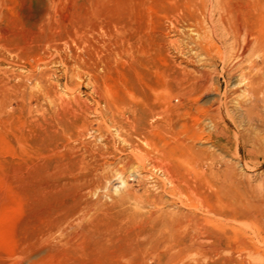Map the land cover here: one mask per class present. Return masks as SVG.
<instances>
[{
    "label": "rangeland",
    "instance_id": "1",
    "mask_svg": "<svg viewBox=\"0 0 264 264\" xmlns=\"http://www.w3.org/2000/svg\"><path fill=\"white\" fill-rule=\"evenodd\" d=\"M197 4L0 0V264H264V158L244 139L242 111L227 102L230 142L194 140L190 158L181 156L186 128L163 107L189 109L167 96L178 72L162 39ZM220 67L211 77L222 92L231 80ZM217 99L205 89L198 104ZM149 109L163 114L152 131ZM194 114L186 119L203 120ZM153 161L156 184L136 168ZM168 176L181 201L146 199ZM248 201L258 214L235 213ZM159 211L177 224L161 225Z\"/></svg>",
    "mask_w": 264,
    "mask_h": 264
},
{
    "label": "bare ground",
    "instance_id": "2",
    "mask_svg": "<svg viewBox=\"0 0 264 264\" xmlns=\"http://www.w3.org/2000/svg\"><path fill=\"white\" fill-rule=\"evenodd\" d=\"M163 34L162 41L168 49L175 52V57L169 59V65L178 72V77L174 79V87L167 96L169 98L174 96L177 100L183 96L185 105L189 106L185 115L193 118L195 112L200 113L203 120L208 121L204 123L205 120L195 118L191 122L181 114L183 109L179 110L169 102H162L163 107L168 108L169 123L174 126L180 123L189 134L183 144L181 143L185 150L181 156L193 158L198 155L197 149L193 146L194 140L221 147L228 145L230 139H223L222 136L229 133L230 123L223 118L222 107L227 102H233L243 113L247 125L244 139L250 144V151L264 158V0H198L196 9L186 15L183 21L170 19ZM194 63L208 67L204 69L205 71L192 72L186 69V65ZM219 63L220 74L225 73L231 80L230 83L226 81L228 85L222 92L219 89V82L211 77ZM205 89H212L218 96L216 106L198 104V96ZM131 93L133 95L132 91ZM139 103H141L139 107L147 104L145 101ZM145 112L147 115L143 114L142 118H147L146 129L152 131L163 114L161 111L151 109ZM218 122H221L220 131L217 130ZM208 125L210 130L204 131ZM234 140L235 143L238 141V135H234ZM154 142L150 138L141 141L142 145L148 147H152ZM136 147V144L131 143L132 149ZM154 166L153 161L148 165L142 163V167L136 168L143 171V179L155 183L152 173ZM118 177L121 186L126 188L127 180L121 174ZM166 182L173 181L168 176L165 183L158 187L157 193L148 195L146 199L150 200L153 197L152 201L155 203L168 201L175 204L181 201L173 191L167 189ZM178 186L185 188L189 195H192L188 183L181 182ZM248 194L256 197L252 188ZM181 204L186 205L183 202ZM251 205V201H248V206L235 213L253 217L259 212ZM157 213L156 218L160 220L161 225L172 227L177 224L173 213L169 211ZM181 215L184 214L181 212Z\"/></svg>",
    "mask_w": 264,
    "mask_h": 264
}]
</instances>
